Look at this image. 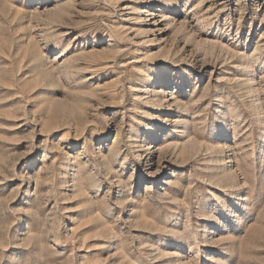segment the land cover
<instances>
[{
	"label": "rangeland",
	"instance_id": "obj_1",
	"mask_svg": "<svg viewBox=\"0 0 264 264\" xmlns=\"http://www.w3.org/2000/svg\"><path fill=\"white\" fill-rule=\"evenodd\" d=\"M0 264H264V0H0Z\"/></svg>",
	"mask_w": 264,
	"mask_h": 264
}]
</instances>
